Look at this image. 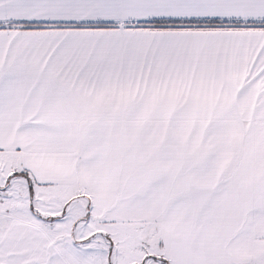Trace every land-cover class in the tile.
<instances>
[{"label":"snow or ice","instance_id":"1","mask_svg":"<svg viewBox=\"0 0 264 264\" xmlns=\"http://www.w3.org/2000/svg\"><path fill=\"white\" fill-rule=\"evenodd\" d=\"M0 264H264V0H0Z\"/></svg>","mask_w":264,"mask_h":264}]
</instances>
